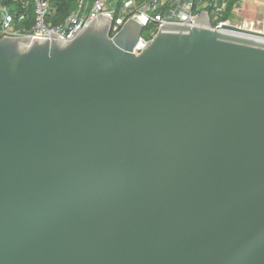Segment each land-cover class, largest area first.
Here are the masks:
<instances>
[{"label": "water", "instance_id": "obj_1", "mask_svg": "<svg viewBox=\"0 0 264 264\" xmlns=\"http://www.w3.org/2000/svg\"><path fill=\"white\" fill-rule=\"evenodd\" d=\"M112 25L0 38V264H264V38Z\"/></svg>", "mask_w": 264, "mask_h": 264}, {"label": "built area", "instance_id": "obj_2", "mask_svg": "<svg viewBox=\"0 0 264 264\" xmlns=\"http://www.w3.org/2000/svg\"><path fill=\"white\" fill-rule=\"evenodd\" d=\"M248 0H239L233 7L232 13L238 15ZM253 3L264 6V0H251ZM204 4V10L211 15V27L222 30L224 24L237 26L241 29L253 31L264 38V15L261 25L256 27L251 22H232L222 19L226 8L225 1L217 0H117L118 7L113 8L111 0H94L86 13V0H77L75 9L62 21L52 24L48 18L50 5L47 0H32V18L28 24L22 22L21 16H11V9L0 4V38L4 36H32L50 38L52 34L56 39L67 41L76 36L91 20L99 14L113 20L112 34L121 27L128 17H133L143 25V30L148 25H153V30H148L149 37L143 35L134 49L139 52L145 43L155 34L162 23H189L193 24L194 18L201 12L199 4Z\"/></svg>", "mask_w": 264, "mask_h": 264}, {"label": "trees", "instance_id": "obj_3", "mask_svg": "<svg viewBox=\"0 0 264 264\" xmlns=\"http://www.w3.org/2000/svg\"><path fill=\"white\" fill-rule=\"evenodd\" d=\"M50 5L48 20L52 23L62 21L76 7L77 0H47ZM0 4L8 6L13 16H21L22 22L29 25L32 18V0H0Z\"/></svg>", "mask_w": 264, "mask_h": 264}, {"label": "rangeland", "instance_id": "obj_4", "mask_svg": "<svg viewBox=\"0 0 264 264\" xmlns=\"http://www.w3.org/2000/svg\"><path fill=\"white\" fill-rule=\"evenodd\" d=\"M86 1H87L86 8H88V9L85 10V12L87 13L88 10H89V7L92 5L94 0H86ZM111 4H112L113 8H117L118 7L117 0H111ZM254 7L255 6L250 5V7L247 8L248 10L243 11L241 16L233 15L231 13H228L226 15H228V19L230 21H233V19H234L235 22L237 21L238 23H240L242 21H247V22H251L252 24H255L256 27H259L262 22L260 21L259 16L256 15L255 12L252 11V9ZM258 9H259V7L256 10H258ZM11 16H13V12L12 11H11ZM236 18H237V20H236ZM153 28H154V26L151 25V24L146 26L145 29L143 30V35L146 36V37H149L148 30H153Z\"/></svg>", "mask_w": 264, "mask_h": 264}, {"label": "crops", "instance_id": "obj_5", "mask_svg": "<svg viewBox=\"0 0 264 264\" xmlns=\"http://www.w3.org/2000/svg\"><path fill=\"white\" fill-rule=\"evenodd\" d=\"M217 1L220 3V2L223 1V0H217ZM224 1H225V3H226V8H225V10L223 11L222 19H228V15H226V14H228V13L233 14V13H232V9H233V7L238 3L239 0H224ZM250 5L255 6V7L252 9V11L255 12L256 15L259 16V19H260V21H261L263 15H264V6H260V5H258V4H255V3H253V1H251V0H248V1L245 3L244 8L240 11V13L238 14V16H241L242 13H243V11L248 10L247 8H249ZM199 7H200L201 12H202V11L204 10V4H203V2L199 4ZM258 7H259V9L256 10ZM205 9H207V10L210 12V14H211V11L209 10V8L206 7ZM206 12H207V11H206ZM209 12H207V13L209 14ZM199 13H200V12H199ZM210 14H209V16H210V21H211V15H210ZM233 15H236V14H233ZM236 20H237V18H236ZM232 22H235L234 19H233Z\"/></svg>", "mask_w": 264, "mask_h": 264}]
</instances>
